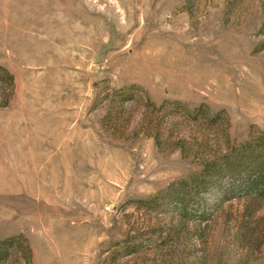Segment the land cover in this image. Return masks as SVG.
I'll use <instances>...</instances> for the list:
<instances>
[{"label":"rangeland","instance_id":"rangeland-1","mask_svg":"<svg viewBox=\"0 0 264 264\" xmlns=\"http://www.w3.org/2000/svg\"><path fill=\"white\" fill-rule=\"evenodd\" d=\"M263 25L264 0H0V240L32 264H264V198L220 197L245 173L194 182L264 140Z\"/></svg>","mask_w":264,"mask_h":264},{"label":"trees","instance_id":"trees-1","mask_svg":"<svg viewBox=\"0 0 264 264\" xmlns=\"http://www.w3.org/2000/svg\"><path fill=\"white\" fill-rule=\"evenodd\" d=\"M2 75H4L2 79L5 84L9 85L11 89H14L13 76L9 75L8 71L0 67V78ZM7 99L8 100L5 103L6 106L9 105V94ZM203 108H205V106H202L201 109ZM201 109L196 110V112H200ZM190 115H193V112L190 113ZM204 117L207 119L211 117L215 125H217L216 123L221 119V115L218 114L216 116H210V114L207 112ZM195 118L198 117L196 116ZM263 141V138L259 139L256 148L252 147L250 142L244 145L242 148L235 146L234 151H229L226 153L224 159H220V155L217 156V153L213 159L205 160V163L203 164V171L199 177L194 179L197 189H204L209 183L217 184L219 177L224 174L230 173L231 179H233L241 173H245V179L243 182L238 185L234 184L233 186L234 189L237 190L236 193L233 194L230 192V190H227L226 192L222 191L220 197L223 196L228 199L246 196L253 199L264 198ZM209 152L204 151L206 154ZM17 253L22 254L24 264H32L33 252L29 241L25 237L17 236L0 240V264L6 263L12 259V257L15 258Z\"/></svg>","mask_w":264,"mask_h":264}]
</instances>
